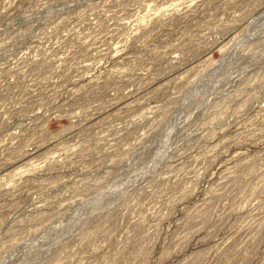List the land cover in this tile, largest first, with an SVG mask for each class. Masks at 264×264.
Masks as SVG:
<instances>
[{
  "label": "rangeland",
  "instance_id": "rangeland-1",
  "mask_svg": "<svg viewBox=\"0 0 264 264\" xmlns=\"http://www.w3.org/2000/svg\"><path fill=\"white\" fill-rule=\"evenodd\" d=\"M0 264H264V0H0Z\"/></svg>",
  "mask_w": 264,
  "mask_h": 264
}]
</instances>
